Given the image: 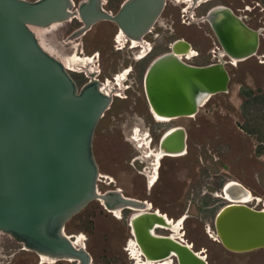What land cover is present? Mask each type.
Instances as JSON below:
<instances>
[{"label": "water", "instance_id": "95a60500", "mask_svg": "<svg viewBox=\"0 0 264 264\" xmlns=\"http://www.w3.org/2000/svg\"><path fill=\"white\" fill-rule=\"evenodd\" d=\"M101 1L79 0L75 5L72 0H0V232L36 254L77 260L76 264H90L91 257L63 233L72 215L91 200H102L107 209L146 206L144 200L115 189L98 193L92 136L108 98L94 81L78 89L30 27L76 17L80 25L70 35L80 36L95 22L108 20L137 38L153 25L165 0H123L114 14L105 11ZM212 9L208 24L229 56L245 60L254 55L259 31L249 29L226 7ZM187 44L176 40L167 52L149 61L143 90L150 112L173 117L195 114L207 98L204 92H227L225 61L218 57L205 65L185 64L173 51ZM157 146L180 151L184 130L164 134ZM128 220L143 259L206 264L180 240L153 234V224L163 221L155 212H140ZM213 229L230 252L264 249L261 209L231 205L214 215Z\"/></svg>", "mask_w": 264, "mask_h": 264}, {"label": "rangeland", "instance_id": "374dc122", "mask_svg": "<svg viewBox=\"0 0 264 264\" xmlns=\"http://www.w3.org/2000/svg\"><path fill=\"white\" fill-rule=\"evenodd\" d=\"M72 1L76 5L79 0ZM102 1L101 7L114 14L123 0ZM217 3H227L229 7L237 6L236 0H218ZM188 6L183 0L164 1L148 38L151 44H157L156 38H160L161 42L152 45L153 52L146 57L148 62L160 51L166 50L167 43L174 37L184 38L199 52V55L188 60V63L205 65L211 62L212 59L206 50L212 39L207 23L189 22L190 15H204L207 5L202 4L195 8L193 14ZM259 6L263 7L262 0ZM251 13L260 20L256 24L264 26V22L261 23L259 19L261 12L256 9L250 13L244 12ZM78 23L76 19H69L49 27L38 28L37 36L49 53L65 60V55L71 48V44H65V39ZM111 31L112 22L97 21L82 37L76 39V42L85 43L86 49L95 48L96 45V48H101L100 68L104 72L118 69L120 64L125 63L126 55L129 54L126 48L114 51L110 47ZM154 33H157V36L154 37ZM261 54L264 55L263 36L255 56L237 62L235 66L225 64L229 75L227 92L212 95L192 118H178L168 123L155 124L148 117L144 119L146 110L141 96H138L136 103L131 100L121 104L127 116L147 120L150 129L161 128L165 131L171 126H181L186 132L185 153L179 157L161 159L157 179L150 188L145 185V177L137 173L143 172L147 164L138 158L140 153L133 143L113 133L105 142L106 151L101 153V133L98 127L94 131L93 154L98 173L104 178L100 179H111L112 183L108 186L110 189L119 188L123 196L148 201L153 209L164 213L169 219L176 221L185 215L180 238L188 243L193 251L203 255L208 264H264L263 248L241 253L230 252L212 236L214 215L225 203L222 199L214 197L213 193L219 192L228 181L239 182L253 196L261 199L257 204V201L250 202L251 206L256 209L264 208V111L244 114L240 106L244 97L239 94L237 98L233 96L238 84L247 86L255 94L264 95V58L261 62ZM135 67L137 64L133 65V68ZM247 106L244 111L248 109ZM119 111L117 107L111 106L109 112ZM260 147L263 152L256 156L255 152ZM150 159L152 160V157ZM96 189L103 192L105 186L96 180ZM131 213L128 209L112 213L99 201L91 200L64 223L63 233L76 239L77 236L81 237L80 242L91 257L90 264H138L129 249L130 242L134 240L128 225ZM167 230L156 229L155 232L167 234ZM0 264L76 263L68 260L47 262L38 254L23 248L22 243L9 234L0 232Z\"/></svg>", "mask_w": 264, "mask_h": 264}, {"label": "flooded vegetation", "instance_id": "af4514ba", "mask_svg": "<svg viewBox=\"0 0 264 264\" xmlns=\"http://www.w3.org/2000/svg\"><path fill=\"white\" fill-rule=\"evenodd\" d=\"M183 1H186V2L188 1L187 2L189 4L188 8L191 9L193 0H183ZM236 1H237V6L229 7V5L227 3H223V4L217 3L218 0H196V6L193 8V11L195 8L199 7L202 4L207 5V7L203 13L204 15L207 13V11H209L210 9H212L213 7H216V6H223V7L228 8L235 16L240 18V20L249 29L254 30V31H259L257 46L255 49L254 55H252V56H255L258 52V49H259L261 36H263V38H264V26L256 24V22H258L260 20H258V17L255 18L256 16L254 13L244 14V12L250 13L254 9H256V11L259 10L261 12V15H259V19H261V23L264 22V15H262V13L264 14V0H262L263 7L259 6V3L261 2V0H259L258 2L257 1L255 2L254 0H236ZM105 11H107V10H105ZM107 12L112 14L111 11H107ZM192 14H193V12H192ZM204 15H200L199 17H194L193 15H190L189 16L190 17L189 22L190 23H197V22H195V20L197 18L204 16ZM75 19L77 21V18H75ZM101 21H108V20H101ZM109 22H111V21H109ZM112 23H113V31H111L109 33V42H110L109 45H110V47H112V49L114 51H121L125 48L129 51V54L126 55L125 63L120 64V67L118 69H116L114 71H105L104 72L100 68V62L102 60L101 48L100 47L96 48V46H97L96 45L95 48L93 47L92 49H86L85 45H84L85 43L83 44V43L78 42V41L76 42V39L82 37L86 33V31L90 29V27L92 25L80 36H75V37L73 36V38H71V39H70V36H71L70 34H69L70 36L69 35L67 36V38L65 39V44H69V45L71 44L72 50L70 48L69 51L65 55V60H62V59L61 60L65 65V70L68 72V74L70 75V77L72 78V80L74 81V83L78 89L80 87H82L83 85H85L91 81H94L97 89H99L101 91V93L104 94L105 96H107V98H108L107 107L101 113V115H100V117H99V119L95 125V128H94V131H95V129L98 127L100 130V133H101L100 137L102 139L101 138L99 139V142L101 143V146H100L101 153L103 151H106V143L105 142H106L107 138H109V136L113 133L114 134L117 133L119 135V137H122L126 140L131 141L133 143L134 147L140 153V156L138 158L142 159L147 164V167L144 169L143 172L140 171L137 173L141 174L145 177V185H146V187L150 188L155 183V181L157 179V169L159 167L160 160L163 159L164 157L182 156V155H178V156L165 155V156L158 157V158L155 156V153L158 152V150H159V147L157 146V144H158V140L160 139V137L163 136L168 130L178 128L181 126H171V127H168L165 131H163L161 128H158V129L151 128L150 129L148 126L149 123L147 120L144 121L143 118L137 117V116H132V115L127 116V113L124 112V108L122 109L121 104L129 102L131 100H132L131 102L136 103L138 101V96H141L144 103H145V110H146L143 117H144V119L146 117L150 118L152 120V122L155 124L156 123L157 124L168 123V122L176 120L178 118H192V117H177V118H171V119H162V118L157 117L154 113L149 111L148 104L146 102V98H145L144 90H143V76H144V72L146 70V67L149 63L147 61L146 57L150 53L153 52V49H154L153 47L155 45L160 44L161 40H160V38H156L157 44H155V42H153V44H151L149 42L148 38H149V34L152 33V30H151V29H153V28H151L152 26L146 32H144L138 36V38H140V39H134V38H130L126 34H124L121 31V29H119L118 26L114 22H112ZM206 23H207V26H208L209 30L211 31V35H212V39L210 40L209 46L206 49L208 55L212 59L210 63L215 62L218 57L223 56L224 61L226 62L225 63L226 65L235 66L237 62L235 63V62L230 61L231 59L229 58V55L225 52L224 48L221 47L220 44L218 43V41L215 38L208 22H206ZM79 25H80V23H78V26ZM153 36L154 37L157 36V33H154ZM180 39L185 40L182 37H174L170 42L167 43L166 50L160 51L159 54L167 52L169 50V47L172 46L173 42H175L176 40H180ZM185 41L188 42L187 40H185ZM94 45H95V43H94ZM152 45H154V46H152ZM190 51H191L190 55H188L186 53L184 55H182L183 60H185L186 62L188 60H190L191 58L199 55V52L196 49H194L192 46L190 48ZM263 58H264V56L262 55L261 56V62H262ZM262 63H264V61ZM134 64H137V67L133 68ZM132 93H135L136 95L134 96V95H132ZM111 106L117 107L118 109H120V111L115 112V113H110L109 111L111 109ZM133 115H134V113H133ZM164 120H166V121H164ZM145 123L147 125H145ZM94 131H93V136H92V152H93ZM185 134H186V132H185ZM153 144H154V146H153ZM185 144H186V137H185ZM185 147H186V145H185ZM185 151H186V148H185ZM93 156H94V154H93ZM150 157H152V160L150 159ZM135 158H132V160H134ZM94 159H95V157H94ZM95 162H96V159H95ZM96 164H97V162H96ZM97 169H98V166H97ZM100 178H103V177L98 173L97 180L100 181L105 186V189L103 190V192L115 189V188L110 189L108 187L112 183L111 179L106 181V180H103L104 178L103 179H100ZM230 182L236 183L237 181L230 180V181H228V183H225L224 186L226 184H229ZM237 183H239V182H237ZM240 186H243V185H240ZM115 191L120 192V189L116 188ZM213 196L216 198L222 199L225 202L223 205L229 203L228 199L225 198L226 196L224 194L223 188L220 189L219 192L213 193ZM251 199H252V201H251ZM251 199L249 201H245L244 203H246L247 205H249L252 208H255V206H251L250 202L257 201L256 202V204H257L261 201V199L256 197V196H252ZM144 201H146V200H144ZM146 205H147V207L145 210L148 212L149 211H152V212L159 211L157 209H153L151 204L148 201H146ZM262 209L264 210V208H262ZM131 211H132V213L130 216L134 215L139 210L131 209ZM112 213H115V212H112ZM156 229L166 230V228H164V227H156L154 229V232ZM167 231H169V233L159 234V235H170L171 230L168 229Z\"/></svg>", "mask_w": 264, "mask_h": 264}, {"label": "bare ground", "instance_id": "6f19581e", "mask_svg": "<svg viewBox=\"0 0 264 264\" xmlns=\"http://www.w3.org/2000/svg\"><path fill=\"white\" fill-rule=\"evenodd\" d=\"M188 2V1H187ZM100 4H101V6H102V4H103V1H101L100 2ZM196 6V0H193V3H192V7H191V12H193V8ZM216 7H219V6H216ZM220 7H222V6H220ZM214 8V7H213ZM214 10L215 9H210L209 10V15H206L207 17H206V19L204 18V16H202V17H200V18H197L196 20H195V22H209L210 21V13L212 12H214ZM74 18H76V17H74ZM215 19V16L214 17H212V20L211 21H213ZM53 24H57V23H53ZM53 24H51V25H53ZM51 25H49V26H51ZM49 26H47V27H49ZM38 28H40V27H30V29L32 30V32L34 33V35L36 36V38H37V40H38V42H39V44H40V46L47 52V53H49L44 47H43V45L41 44V42H40V40H39V37L37 36V33H38ZM43 28V27H42ZM41 29V28H40ZM122 31V30H121ZM123 32V31H122ZM73 35H75V34H72L71 36H70V39L71 38H73ZM75 37V36H74ZM134 39H140V38H134ZM183 40V39H182ZM185 41V40H184ZM188 43V42H187ZM190 48H191V45L188 43L184 48H183V50L181 49V50H177V51H173V53H174V55L176 56V57H178L182 62H184L185 64H188V65H192V64H189V63H187L185 60H183V58H182V55H184L185 53L186 54H188V55H190L191 54V51H190ZM224 50H225V52L228 54V49H226V48H224ZM50 55H52L51 53H49ZM229 55V54H228ZM53 56V55H52ZM53 57H55V56H53ZM57 60H59L60 62H61V64L63 65V67H64V69H65V65H64V63L62 62V60L61 59H58L57 57H55ZM229 58H231V61L232 62H237V61H240V60H242V58H239V57H235V56H232V57H230L229 56ZM219 61H224V58H223V56H220L219 57ZM99 90V89H98ZM100 91V90H99ZM101 92V91H100ZM204 95L207 97V98H204L203 99V103L200 105V106H198V108L199 107H201V106H203V104L212 96V94H209L208 92H204ZM198 111V110H197ZM152 113H154L157 117H159V118H162V119H171V118H177V117H173V116H169V115H159V114H156L155 112H152ZM196 114V113H195ZM195 114H190V115H183V116H178V117H193ZM164 121H166V120H164ZM178 128H182V127H178ZM175 129H177V128H174V129H171V130H168L165 134H167L168 132H170V131H172V130H175ZM183 129V128H182ZM184 130V129H183ZM185 137H186V134H185V130H184V148L183 149H181L180 151H177V152H173V151H166V150H164L163 148H160L159 147V150H158V152H156L155 153V156L158 158V157H162V156H165V155H170V156H178V155H183L184 153H185ZM136 139V138H135ZM150 156V155H149ZM158 160V159H157ZM155 171V170H154ZM153 175V174H152ZM154 178V177H153ZM152 178V179H153ZM154 180V179H153ZM228 183V182H227ZM152 184V183H151ZM241 184H239V183H234V182H230L229 184H226L224 187H223V191H224V194H225V198L226 199H228V201H229V203H227V204H225V205H223L221 208H219V210L217 211V212H221L223 209H225V208H227V207H229V206H231V205H234V204H243V205H246V206H248V207H250L249 205H247L246 203H244L245 201H249L251 198H252V194L245 188V187H243V186H240ZM232 187V188H231ZM98 191V190H97ZM98 193H101V192H99L98 191ZM218 195V194H217ZM224 197V196H223ZM98 201H100L101 203H102V200H98ZM251 201H252V199H251ZM145 206L147 207V205H146V201H145ZM149 206V205H148ZM105 207V206H104ZM146 207L145 208H143V209H137V210H139L137 213H135L134 215H136V214H138V213H143V212H148V211H146L145 209H146ZM150 207V206H149ZM106 208V207H105ZM250 208H252V207H250ZM253 209H255V208H253ZM108 211H111V212H115V213H119L122 209H119V208H111V209H107ZM131 210V209H130ZM262 210V212H264V210L263 209H261ZM150 212H152V211H150ZM216 212V213H217ZM155 214H157L158 216H160L161 218H162V220L163 221H160V222H155L154 224H153V234H156L155 232H154V229L156 228V227H164V228H166V229H169V230H171V233H170V235H159V234H156V235H159V236H168V237H171V238H175V239H178V240H180L181 242H183V243H185L180 237H181V225H182V222H183V220L185 219V215L184 216H182V217H180L179 219H177L176 221H174L173 219H169V218H167V216L163 213V214H161V213H159L158 211H156L155 212ZM134 215H132V216H134ZM132 216H130V217H132ZM65 236H67L68 238H69V240L72 242V244L74 245V246H79V247H84V245H83V243H81L80 242V240H81V237L80 236H77V239L74 237V236H68V235H66L65 234ZM212 236H213V238H215V240H217L218 242H219V240H218V238H217V236L215 235V232L213 231L212 232ZM75 239L77 240V242L75 241ZM220 243V242H219ZM188 247H190L191 248V246L188 244V243H185ZM23 248H25V249H27L26 247H24L23 246ZM129 249H130V251H131V256H132V258H134V259H136L137 261H138V264H171V262L172 261H170L169 259H164V260H160V261H152V260H144V259H142V257L140 256V252H139V250L137 249V247H136V244H135V241L134 240H132L131 242H130V244H129ZM192 249V248H191ZM27 250H29V249H27ZM196 254H197V256H199L201 259H203L204 261H206V259H205V257L203 256V255H201V254H199L198 252H196V251H194ZM235 252H238V251H235ZM238 253H241V252H238ZM38 256H40L41 258H43V259H45L47 262H50V263H53V262H55V261H57V260H68V261H72V259H55V258H52V257H49V256H47V255H44V254H38ZM73 262H77V260H73ZM206 264H208L207 262H206Z\"/></svg>", "mask_w": 264, "mask_h": 264}, {"label": "trees", "instance_id": "16d2710c", "mask_svg": "<svg viewBox=\"0 0 264 264\" xmlns=\"http://www.w3.org/2000/svg\"><path fill=\"white\" fill-rule=\"evenodd\" d=\"M238 94L243 96L244 98L241 101L240 106L242 107L243 113H255L264 111V95L262 94H255L250 88L247 86L240 85L238 88ZM247 106L248 109L244 111V107ZM249 111V112H248ZM250 133V132H247ZM263 152L262 148L260 147L256 152V156L261 155Z\"/></svg>", "mask_w": 264, "mask_h": 264}, {"label": "crops", "instance_id": "0c3cea01", "mask_svg": "<svg viewBox=\"0 0 264 264\" xmlns=\"http://www.w3.org/2000/svg\"><path fill=\"white\" fill-rule=\"evenodd\" d=\"M261 55H263V54H261ZM264 56V55H263ZM238 88H239V84L238 85H236V87H235V89H234V94H233V96H235L236 98H237V95H238Z\"/></svg>", "mask_w": 264, "mask_h": 264}, {"label": "built area", "instance_id": "2783aa9c", "mask_svg": "<svg viewBox=\"0 0 264 264\" xmlns=\"http://www.w3.org/2000/svg\"><path fill=\"white\" fill-rule=\"evenodd\" d=\"M226 63V62H225ZM225 65V64H224Z\"/></svg>", "mask_w": 264, "mask_h": 264}]
</instances>
